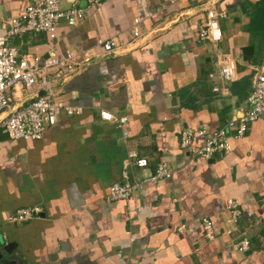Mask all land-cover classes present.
<instances>
[{"label": "crops", "instance_id": "obj_1", "mask_svg": "<svg viewBox=\"0 0 264 264\" xmlns=\"http://www.w3.org/2000/svg\"><path fill=\"white\" fill-rule=\"evenodd\" d=\"M30 2L0 0V35ZM70 7L83 17L73 27L60 20L55 39L24 33L6 42L18 58L71 54L47 77L55 100L82 111L57 116L38 141L11 140L0 129L1 240L25 264H264V117L210 159L178 148L181 131L209 135L246 108L252 68L264 69V0L59 1L61 10ZM210 10L225 14L217 19L221 40L199 43ZM105 40L116 44L109 53L99 45ZM220 54L236 63L232 81L217 79ZM41 94L37 84L17 88L11 105ZM101 111L126 118V143L148 162L137 176L163 161L170 178L109 201L125 148ZM228 199L240 210L232 230ZM26 207L39 216L7 222ZM202 218L211 222L210 238ZM242 239L248 250L233 252Z\"/></svg>", "mask_w": 264, "mask_h": 264}, {"label": "built area", "instance_id": "obj_2", "mask_svg": "<svg viewBox=\"0 0 264 264\" xmlns=\"http://www.w3.org/2000/svg\"><path fill=\"white\" fill-rule=\"evenodd\" d=\"M60 0H31L16 20L10 21L6 31L0 35V129L11 140L38 141L46 128L55 124L57 116L79 115L82 111L79 107L69 106L54 99L53 86L48 80V72L53 68H63L71 58L66 53L64 57L57 58L53 53L44 57L25 56L18 58L16 51L7 45V39L24 33H44L49 39H55L56 26L63 20L68 27L76 26L83 17V10L70 7L67 10L59 8ZM225 18L223 12L207 11L205 21L199 28L197 42L217 44L221 40V33L217 19ZM137 20H133L135 24ZM133 36L137 33L133 32ZM99 45L104 53H109L115 48L113 40L100 41ZM217 79L221 82L232 81L236 73V63L228 54L218 55ZM252 90L245 99L246 108L235 118L222 124L214 132L205 135L202 130H183L178 136V148L189 150L193 157L210 159L215 154L229 150V138L239 139L246 131L248 124L264 117V69L252 68ZM212 78V75H209ZM35 84L42 90L43 95L35 96L26 105L14 107L12 94L17 88L27 90ZM218 90L213 88V92ZM100 117L115 124L121 130V141L125 148V156L119 170V179L107 189V199L111 202L126 201L134 192L143 190L146 186L154 185L161 180L170 178L172 171L165 162H158L152 171L143 176H137L138 171L148 169L145 158L137 155L136 151L126 143L127 133L122 129L126 122L125 117H114L108 112L101 111ZM194 138H201L200 145L193 147ZM227 213L226 224L232 230L240 216L238 204L231 199L225 202ZM40 209L26 207L15 210L7 222L13 224L25 223L39 216ZM199 226L206 238L212 236L211 222L202 218ZM181 228H179L180 230ZM230 233L229 230L225 231ZM249 243L242 239L233 243L230 249L233 252H245Z\"/></svg>", "mask_w": 264, "mask_h": 264}, {"label": "water", "instance_id": "obj_3", "mask_svg": "<svg viewBox=\"0 0 264 264\" xmlns=\"http://www.w3.org/2000/svg\"><path fill=\"white\" fill-rule=\"evenodd\" d=\"M13 250V243H4L0 238V264H25L14 254Z\"/></svg>", "mask_w": 264, "mask_h": 264}]
</instances>
